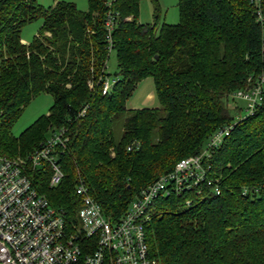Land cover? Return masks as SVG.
<instances>
[{
  "label": "trees",
  "instance_id": "trees-1",
  "mask_svg": "<svg viewBox=\"0 0 264 264\" xmlns=\"http://www.w3.org/2000/svg\"><path fill=\"white\" fill-rule=\"evenodd\" d=\"M154 1V23H140L141 0H113L111 7L88 0V11L67 1L44 8L37 0H0V154L25 158L49 132L66 129L69 141L58 150L63 179L51 187L45 166L29 172L33 185L76 223L83 182L117 222L143 188L231 126L205 160L214 183L205 181L201 195L194 188L158 197L147 241L158 264H264V99L244 116L234 96L264 74V0L262 20L251 0H178V23L159 29ZM110 11L118 72L104 95ZM37 19L42 26L26 44L22 31ZM146 78L158 105L129 110L116 141L114 122ZM42 93L54 99L49 114L12 135Z\"/></svg>",
  "mask_w": 264,
  "mask_h": 264
},
{
  "label": "built area",
  "instance_id": "built-area-1",
  "mask_svg": "<svg viewBox=\"0 0 264 264\" xmlns=\"http://www.w3.org/2000/svg\"><path fill=\"white\" fill-rule=\"evenodd\" d=\"M251 1L255 4L258 20H262L260 3ZM112 4L113 0H108V6ZM115 16L110 11L105 25L110 51ZM114 82L105 79L104 95ZM234 96L246 102L247 115L253 114L264 99V74L259 75L250 88ZM85 112L83 110L82 114ZM231 129V126L220 129L202 153L181 159L172 171L143 188L117 222L104 214L83 182L76 186V193L82 200L76 223H69L67 213L53 207L33 185L29 172L45 166L50 169L51 187L63 179L58 150L69 141L66 129L54 131L50 139L25 158L0 154V264H158L146 235L156 199L172 193L180 195L194 188L201 195V187L209 180L205 160ZM214 192L220 193L217 186ZM190 204L187 200L186 205Z\"/></svg>",
  "mask_w": 264,
  "mask_h": 264
},
{
  "label": "rangeland",
  "instance_id": "rangeland-1",
  "mask_svg": "<svg viewBox=\"0 0 264 264\" xmlns=\"http://www.w3.org/2000/svg\"><path fill=\"white\" fill-rule=\"evenodd\" d=\"M40 5H42L44 8H48L56 1H67L75 4L77 8L81 11H88L89 4L88 0H37ZM159 1L157 0V5L159 6ZM155 1L154 0H141L140 2V12H139V20L140 22H148V23H154L155 21ZM160 9V8H159ZM161 18L158 22L157 29L163 24L164 17L166 16V23L169 24H177L179 21V8H178V0H165L161 4ZM130 18V17H129ZM42 20L37 19L29 24H27L23 31H22V38L26 41H24L26 44L32 42L33 38L38 33L39 29L41 28ZM118 72V66H117V57L116 52L111 51L109 60L107 62V73L109 74L108 79L109 81H113L115 79V75ZM149 88L153 89L155 92V86L154 81L152 78H147L144 81H142L136 88L133 95L128 99L126 103V112L125 114L117 119L114 122V138L116 141H118L121 138V135L123 133V120L125 116L129 114V110H131L133 104H139V98L142 96L143 92L150 90ZM144 92V93H145ZM54 99L50 94L42 93L36 96L32 102L25 108L23 111L21 117L16 121L14 126L11 129L12 135L19 137L27 128H29L33 123H35L40 117L44 115H48L50 112V109L53 105ZM158 105V101L156 102V106ZM232 114L233 116H238V111L236 106L232 103ZM236 105L243 109L242 113L245 115L247 104L243 100H236ZM237 111V112H236ZM52 136V133L47 134V139H50ZM112 155L114 153L112 152Z\"/></svg>",
  "mask_w": 264,
  "mask_h": 264
},
{
  "label": "crops",
  "instance_id": "crops-1",
  "mask_svg": "<svg viewBox=\"0 0 264 264\" xmlns=\"http://www.w3.org/2000/svg\"><path fill=\"white\" fill-rule=\"evenodd\" d=\"M165 2V0H160L159 1V8L161 9V4ZM161 10H160V17H159V20H162L161 18ZM139 20V19H138ZM164 22L163 23H166V16L164 17ZM140 22V20H139ZM140 23H148V22H143L141 21ZM42 26V25H41ZM24 40V39H23ZM26 41V40H24ZM147 79V78H146ZM145 80V79H144ZM143 80V81H144ZM142 82V81H141ZM140 82V83H141ZM139 83V84H140ZM150 90H147L145 93L143 92L142 96L139 98V104H133L132 105V109H141V108H156V97H155V92L153 89L149 88Z\"/></svg>",
  "mask_w": 264,
  "mask_h": 264
}]
</instances>
